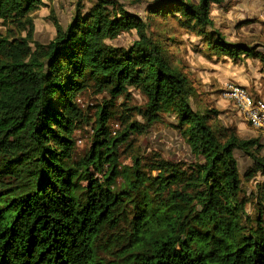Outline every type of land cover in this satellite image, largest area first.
I'll use <instances>...</instances> for the list:
<instances>
[{
  "label": "trees",
  "instance_id": "16d2710c",
  "mask_svg": "<svg viewBox=\"0 0 264 264\" xmlns=\"http://www.w3.org/2000/svg\"><path fill=\"white\" fill-rule=\"evenodd\" d=\"M222 2L151 0L142 17L96 0L65 27L54 18L55 37L41 43L29 17L44 0H0V22L20 30L0 33V264H103L97 244L107 231L123 241L121 264H264V212H247L253 197L235 155L246 153L264 175V143L202 105L169 50L181 41L158 22L176 18L212 54L264 67V45L228 42L215 28L211 6ZM131 30L139 38L129 47L107 43ZM90 87L107 97L93 118L79 98ZM130 89L145 99L148 123L174 117L192 158L158 161L156 175L138 156L121 164L119 146L143 129L114 109ZM111 119L124 126L114 135ZM86 124L92 143L77 156L75 133Z\"/></svg>",
  "mask_w": 264,
  "mask_h": 264
},
{
  "label": "rangeland",
  "instance_id": "374dc122",
  "mask_svg": "<svg viewBox=\"0 0 264 264\" xmlns=\"http://www.w3.org/2000/svg\"><path fill=\"white\" fill-rule=\"evenodd\" d=\"M115 1L127 11L144 17L146 5L151 0ZM247 1L249 0H223L220 4H212L211 15L214 18L215 28L224 34L228 42H242L250 46L264 45V21L256 24L255 22L261 18L259 16L250 18L252 11L258 8H253V4ZM94 2L96 0H44L45 4L32 12L29 17L34 23L35 40L48 43L56 34L54 18L65 27L77 9L86 12ZM112 7V5L108 6L109 9ZM158 22L165 25L169 36L181 41L180 44L176 43L170 46L169 50L197 85V98L203 101L202 105L204 106L206 102L219 111L218 121L225 127L233 128L238 136L242 138L260 137L261 143H264V134L244 121L227 95L229 84L243 85L247 87V90L264 94L262 63L247 55H243L241 60L235 61L228 56L212 54L203 44L202 35L181 27L176 18L161 19ZM0 33L19 36L20 30L11 23L0 22ZM21 34L25 36L26 32L23 31ZM138 38L137 32L131 30L122 32L115 39L107 40V43L129 47ZM258 49H261L260 46ZM105 96L104 93H95L91 87L79 95L80 102L89 117L93 118L96 108L107 98ZM114 104V109L126 116L129 122L137 121L143 126L142 132L133 134L128 141L119 146L121 164L132 165V158L138 156L144 171L156 175L158 171H151L150 167L158 161H180L192 158L188 146L173 125L175 122L173 116L161 114L160 121L148 123L143 114L145 99L138 91L130 89ZM109 127L114 135L124 126L120 125L117 119H111ZM92 138L93 130L90 124H86L76 131L75 150L77 156H82L88 151ZM262 151L264 153V149ZM235 155L243 176V189L246 191V195L252 194L253 197V201L246 206L247 212L254 215L259 207L264 212V207L258 204L264 205V199L256 198V193L261 190L259 187L262 186L264 189V175L255 167L252 159L246 153L236 150ZM122 182L123 179L119 178L118 183ZM121 229L118 231L119 233L124 232L125 225H121ZM111 233V231H107L98 240V256L103 264H121L124 260L123 254L120 253L123 241L119 239L114 241L115 238L110 239Z\"/></svg>",
  "mask_w": 264,
  "mask_h": 264
},
{
  "label": "built area",
  "instance_id": "2783aa9c",
  "mask_svg": "<svg viewBox=\"0 0 264 264\" xmlns=\"http://www.w3.org/2000/svg\"><path fill=\"white\" fill-rule=\"evenodd\" d=\"M227 95L240 116L264 134V96H255L242 85L229 84Z\"/></svg>",
  "mask_w": 264,
  "mask_h": 264
},
{
  "label": "crops",
  "instance_id": "0c3cea01",
  "mask_svg": "<svg viewBox=\"0 0 264 264\" xmlns=\"http://www.w3.org/2000/svg\"><path fill=\"white\" fill-rule=\"evenodd\" d=\"M250 4H253V8H258L255 11H252L253 13L251 14L250 18H254L259 16L261 19L258 20V22H255L256 24L259 22H263L264 21V0H249L247 1ZM254 23V21H252ZM251 22V25H253V23ZM243 86V85H242ZM246 87V86H244ZM247 88V87H246ZM249 90V89H248ZM251 93H253L255 96H264V94H261L260 92L258 93H254L253 91L249 90ZM245 121V120H244Z\"/></svg>",
  "mask_w": 264,
  "mask_h": 264
}]
</instances>
